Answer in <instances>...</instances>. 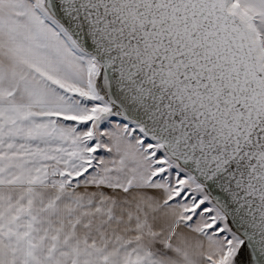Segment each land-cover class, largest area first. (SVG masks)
Returning a JSON list of instances; mask_svg holds the SVG:
<instances>
[{"label": "snow or ice", "instance_id": "1", "mask_svg": "<svg viewBox=\"0 0 264 264\" xmlns=\"http://www.w3.org/2000/svg\"><path fill=\"white\" fill-rule=\"evenodd\" d=\"M0 264H264V0H0Z\"/></svg>", "mask_w": 264, "mask_h": 264}]
</instances>
